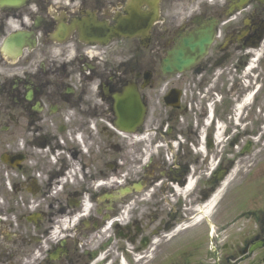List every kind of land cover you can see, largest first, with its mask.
<instances>
[{"label": "flooded vegetation", "instance_id": "af4514ba", "mask_svg": "<svg viewBox=\"0 0 264 264\" xmlns=\"http://www.w3.org/2000/svg\"><path fill=\"white\" fill-rule=\"evenodd\" d=\"M132 3L0 0V264H264V0Z\"/></svg>", "mask_w": 264, "mask_h": 264}, {"label": "water", "instance_id": "95a60500", "mask_svg": "<svg viewBox=\"0 0 264 264\" xmlns=\"http://www.w3.org/2000/svg\"><path fill=\"white\" fill-rule=\"evenodd\" d=\"M134 3L129 9V19L122 21L114 29H110V33L115 34V36H120L121 34H126L127 32L134 35H139L141 32H147L152 22H147L152 16L147 15L146 17L142 16L140 13L134 11L141 1H148L149 4H152L153 0H133ZM200 50V53L203 51L204 47L195 42L190 44L187 39H183L179 46L169 54V58L164 62V71H184L188 69L189 65L196 63V58L187 60L186 56L189 52L191 54H196L197 50Z\"/></svg>", "mask_w": 264, "mask_h": 264}]
</instances>
